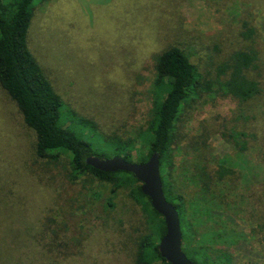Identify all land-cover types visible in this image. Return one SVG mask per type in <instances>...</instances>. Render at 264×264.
Wrapping results in <instances>:
<instances>
[{
  "label": "rangeland",
  "instance_id": "rangeland-1",
  "mask_svg": "<svg viewBox=\"0 0 264 264\" xmlns=\"http://www.w3.org/2000/svg\"><path fill=\"white\" fill-rule=\"evenodd\" d=\"M244 23L255 29L252 39L241 36ZM28 46L64 102L67 125L97 149L96 156L118 147L121 155L130 150L135 163L146 152L158 54L177 47L211 79L231 53L255 49L257 68L247 75L261 93L244 102L188 99L174 152L165 159L172 167L163 176L180 197L185 225L197 227L194 204L203 199L214 206L216 223L241 237L213 246L230 252L231 264H264L263 235L253 234L248 219L264 183V0H47L35 6ZM227 130L246 135L243 151L220 134ZM34 156L33 132L0 89V264L9 251L24 264H136L138 243L152 228L131 199V186L114 189L90 175L75 179L65 155L55 164ZM220 167L227 172L222 178ZM25 225L26 239L16 250L12 234Z\"/></svg>",
  "mask_w": 264,
  "mask_h": 264
},
{
  "label": "trees",
  "instance_id": "trees-1",
  "mask_svg": "<svg viewBox=\"0 0 264 264\" xmlns=\"http://www.w3.org/2000/svg\"><path fill=\"white\" fill-rule=\"evenodd\" d=\"M44 1L47 0H0V89L15 104L23 125L34 134L35 159L47 164H55L65 155L69 159L70 170L75 179L90 175L99 182L115 185L114 189L123 185L131 186V199L139 204L152 228L151 234L143 237L138 243L135 263L169 264L158 252L159 241L165 234L164 220L153 210L150 199L141 193V184L128 172L103 173L85 164V159L95 155L97 149H93L83 138L82 133L72 128V124L67 125L69 118L64 102L45 77L29 49L28 29L33 12L35 6ZM242 28L241 36L244 39H252L255 36V29L249 27L247 23H244ZM257 60L255 49L235 51L228 60L220 63L215 69V76L205 79L197 72L188 56L177 47H171L155 58L152 108L145 124L146 143L143 144L146 152L136 163L147 162L153 153L159 155L162 190L167 202L174 206L179 215L182 251L192 257L193 260L186 256L196 264H204L205 262L201 263L204 259L205 264H231V253L223 247L216 248L213 245H234L241 237L235 230L217 224L212 214L215 210L214 206L203 199L194 204L198 210L197 227L193 228L191 224L185 225L182 215L187 213L182 214L179 211L177 202L180 197L172 193L166 179L172 166L169 167L165 159L174 152L177 123L188 99L195 100L203 95L232 96L244 102L261 93L258 81L247 75V72L257 68ZM220 134L233 148L236 147L240 151L245 149L246 135L243 132L227 130ZM102 144L104 147L105 142L103 141ZM119 146L126 147L127 144L121 143ZM261 148V157L264 160V139ZM109 152V156L99 157L122 156L127 162L135 163L132 161L130 150L124 155H121L118 147ZM164 172L167 173L166 177L163 176ZM226 173L223 167L218 169L219 178ZM115 176H120L122 182L115 183L113 179ZM112 194H115V190ZM254 194L259 198V203L256 201L258 208L248 219L253 225V234L256 237L263 235L259 241L264 242V183ZM23 224L24 219L20 220L19 225L23 226ZM2 228L1 234L5 239L7 231L4 224ZM27 233L25 225L24 231L12 234L16 239V250L24 244ZM8 254L9 264H24L21 257L16 259L11 257L14 254L12 251Z\"/></svg>",
  "mask_w": 264,
  "mask_h": 264
},
{
  "label": "water",
  "instance_id": "water-1",
  "mask_svg": "<svg viewBox=\"0 0 264 264\" xmlns=\"http://www.w3.org/2000/svg\"><path fill=\"white\" fill-rule=\"evenodd\" d=\"M85 164L103 173L128 172L141 184V193L150 199L151 206L164 220L165 234L158 244V252L169 264H196L182 251V233L177 210L169 204L162 190L159 155L153 153L147 162L130 163L122 156H89Z\"/></svg>",
  "mask_w": 264,
  "mask_h": 264
}]
</instances>
